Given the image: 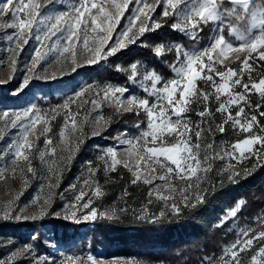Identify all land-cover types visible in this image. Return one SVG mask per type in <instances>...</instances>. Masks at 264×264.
<instances>
[{"label": "snow or ice", "instance_id": "snow-or-ice-1", "mask_svg": "<svg viewBox=\"0 0 264 264\" xmlns=\"http://www.w3.org/2000/svg\"><path fill=\"white\" fill-rule=\"evenodd\" d=\"M135 2L128 23L119 32L117 28L121 26V19L132 0H75L69 5H64L63 0L0 2V19L10 17V20L0 22V30H13L6 34L7 40L15 45L8 49L14 54L10 59L13 72L16 71L17 57L29 39L34 36L40 45L34 50L30 65L25 68L24 78L15 92L17 95L33 79L55 80L67 74L66 68L76 72L79 67L95 65L115 56L128 45L135 44L145 33L160 29L162 19H157V16L172 18L171 28L194 41L191 49L179 43L154 46L157 57L175 52L176 59L169 65L175 74L171 80H165L155 69H146L140 62H133L128 69L116 66L117 71L130 72L128 80L139 85L146 94L143 97L126 86L110 83L86 85L67 96L63 104L48 111L30 105L11 113L7 110L0 112V142L5 141L6 136L8 138L0 147V159L6 161L0 166V181L6 182L9 174L12 178L19 175L27 185V176L36 175L33 161L37 158L41 164L48 165L44 171L58 179L66 163L84 143L85 135H103L114 117L126 113L137 117L144 114L145 120H138L134 125L139 134L129 138L127 133H119L115 139L118 144L126 145L123 152L115 145L103 149L99 157L103 167L95 168L89 161L88 178L83 185L90 188L96 198H102L105 193L95 179L97 173H114L118 166L128 169L132 173L129 183L137 185L142 182L151 186L147 192L149 205L153 203V196L164 202L163 207L154 213H150L147 207L139 212L133 209L137 220L162 223L170 216H179L181 204L184 208H195L197 204L204 203L202 183L216 160L227 158L229 162L220 171L228 172V179L232 182H236L235 178L241 173L235 170L231 161L241 164L244 160L256 161L251 168L244 169L245 176L250 175L257 164L264 162V123L257 116L258 113L259 117H264V0ZM157 8L162 11L157 13ZM206 27L211 28L212 35L208 37L206 46L199 47ZM41 47L46 51L42 52ZM50 53L57 54L56 63L60 68L51 74H47V69H44L45 74H38L37 68ZM236 62L239 63L238 68L232 66ZM88 91H92L93 96L82 99ZM253 95L258 96V101L251 99ZM77 100L81 101L80 104L76 103ZM72 105H76L75 110ZM84 105H90L97 114L91 116ZM105 107L113 109L107 117L103 114ZM191 114L198 119L193 120ZM58 115L63 116L64 123L58 133L62 147L57 159V148L47 134L51 131V121ZM142 123L145 124L143 128ZM38 125H43L39 134ZM85 126L91 128L90 133H85ZM229 128L245 135L231 143L217 144L216 134L223 135ZM12 129L16 131L12 132ZM41 137L44 138L43 149L38 144ZM110 180L109 176L106 182ZM157 180L163 184H156ZM175 180L183 182V186L177 187ZM53 186L54 182L50 180L48 187ZM177 192L179 202L175 196ZM20 195L22 192L16 193L0 208L3 219L36 220L52 216L80 224L101 219L116 220L129 211L126 202L124 206L100 210L94 206L91 197L85 199L88 193L81 188L60 211L51 210V195L42 201L41 197H35L30 203L39 204L37 213L28 216L24 208L16 204ZM123 196L130 197L131 193L125 189ZM243 204V200L237 201L217 226L222 227L230 218H235ZM255 221L259 230L241 228L237 239L226 246L219 257H204L201 264H245V256L248 257L247 264H264V216L255 218ZM32 254L33 246L28 244L12 252L9 261L16 256ZM0 264L9 262L0 259ZM33 264L58 262L33 256ZM59 264H105V261L92 255H68ZM110 264L143 262L114 259Z\"/></svg>", "mask_w": 264, "mask_h": 264}, {"label": "trees", "instance_id": "trees-1", "mask_svg": "<svg viewBox=\"0 0 264 264\" xmlns=\"http://www.w3.org/2000/svg\"><path fill=\"white\" fill-rule=\"evenodd\" d=\"M160 19L163 24L160 29L145 33L135 44L128 45L101 64L81 69L82 78L88 82L109 80L120 82L131 92L145 94L138 84L128 80L130 72L116 70L117 65L128 69L133 62H140L146 69H155L164 79H169L172 76L169 65L175 61L176 54L173 51L163 57H157L153 51L154 46L161 43H179L187 48L193 47L194 41L171 28L174 22L172 18ZM210 33L211 28L206 27L201 35L199 47H203L209 41ZM76 77L77 74L73 75L70 81L74 83ZM50 93L52 91L48 94ZM251 99L254 101L252 97ZM127 115L114 117V122L109 127L111 133L107 136H113L118 128L123 129V126L128 128L131 119L142 120L143 113L139 117L134 114ZM191 115L193 120L198 119L194 114ZM257 116L260 122L264 123V117H259L258 113ZM217 119L221 117L217 115ZM238 138H242L241 135L234 134L231 128L225 134L217 133L215 136L217 144L231 143ZM82 154L83 150L80 149L75 156L80 157ZM75 160L76 157L73 162ZM73 162L69 174L76 171ZM254 163L256 162L253 160H244L240 165L235 164L239 167L236 171L241 174L235 178L236 182H232L228 179V172L220 171L222 164L216 160L212 171L202 183L205 202L197 204L195 208H184L182 205L179 216H170L162 223L140 221L135 218L133 212H129L121 214L116 220H97L83 229L81 234L79 228L84 226L83 223L75 224L51 218L0 224V232L6 237L13 236L24 242L31 241L37 254L50 250L42 240L43 234H46L47 239L55 240L54 242L62 249L66 248L65 252L70 255L85 257L87 252H98V249H101L107 258L130 256L150 263L201 264L204 257L215 258L221 255L222 250L235 237L234 226L247 223L254 215L264 214V162L257 164L250 175L244 174V169L251 168ZM97 176L103 183L105 193L102 198H97V201L113 202L115 205L118 204L117 207L120 204L125 205L126 202L129 209L147 203V185L142 182L137 185L129 183L132 177L122 166H118L114 173L104 175V172L100 171ZM109 176L111 180L106 182ZM125 189L131 193L130 197L123 196ZM151 199L154 202L155 199L153 197ZM238 199L243 200L244 204L236 216L237 220L230 218L222 227H218L226 209L232 208ZM156 211L154 207V212ZM33 235L37 239H31Z\"/></svg>", "mask_w": 264, "mask_h": 264}, {"label": "rangeland", "instance_id": "rangeland-1", "mask_svg": "<svg viewBox=\"0 0 264 264\" xmlns=\"http://www.w3.org/2000/svg\"><path fill=\"white\" fill-rule=\"evenodd\" d=\"M0 2H3V0H0ZM75 0H63L64 5H69L74 3ZM136 2L135 0H132V3L129 5V9L125 12L124 17L121 19V26L117 28V32H119L122 28V26L126 25L128 23V18L131 15L132 10L135 8ZM157 13H160L162 11L161 8H157ZM157 19H160L159 16H157ZM10 20V17H4L3 19H0V22H4ZM12 29L7 30H0V112H3L5 110L9 111L10 113L12 111H18L23 110L30 105H36L39 109L42 111H48L51 108H55L61 104L64 103L67 96L71 95L74 91L79 90L86 85H104L106 83H110L112 85L116 86H124L123 83L120 82H113L111 80L109 81H93L88 82L85 78H82L81 69L88 67L90 65H85L83 67H79L76 72H71L70 69H65L67 74L58 76L57 79H33L31 80L28 87H26L22 92H20L18 95L15 94L16 90L18 89L20 83L22 82L24 75H25V68L26 66L30 65L31 58L34 55V50L37 47H40L38 42L35 40L34 36L29 39V42L27 45L24 46L23 51H21L17 57V65H16V71L13 72V69L10 64V59L14 55L13 53L9 52L8 49L10 47H15L13 43H10L7 38L6 34L11 33ZM212 35V31L210 33V36ZM115 38V34H114ZM55 39V38H54ZM209 43V41L204 45L206 46ZM203 46V47H204ZM192 47H187L186 49H191ZM42 52L46 51L45 48L41 47L40 49ZM82 59V58H81ZM57 60V54L56 53H50L45 61L41 62V65L37 68L38 74H45L44 69H47V74H51L54 71H58L60 68V65L56 63ZM102 62V61H101ZM99 62V65L101 64ZM233 67L238 68L239 63H233ZM158 73V72H157ZM77 74L76 80H74V83L70 81V77ZM254 75H257L254 73ZM15 77L14 79H11V77ZM175 78V74L172 72V76L169 79L165 80H171ZM77 82V83H76ZM76 83V84H75ZM49 91H52V93L48 94ZM134 93V92H133ZM127 95V93H126ZM93 96L92 91H88L86 93V96L82 99L91 98ZM141 97L145 96V94H140ZM252 98L254 101H258V96L253 95ZM80 100H77V104H80ZM216 105L213 104V107ZM85 108L88 109V111L91 113V116H95L97 114L96 111H93L91 109L90 105H84ZM73 110L76 109V105H72ZM63 111V110H61ZM113 109L111 107H105L103 109V114L107 117L112 114ZM83 111L81 112V116H83ZM128 113L124 114L121 117H127ZM219 115V114H218ZM142 120H145L144 114L142 115ZM138 120L131 119V121L128 124V128L126 126H123V129L118 128L114 135L107 136L109 133H111L109 128L107 131L103 132V135L101 136H90L85 135L84 137V143L80 145L79 150H83V154L80 157L75 156L76 153L79 151H76L73 155V158L66 163V166L63 168L62 175L57 177L51 176L50 174L46 173L44 170L48 167V165H43L40 163L39 159H35L33 161L34 167L36 168V175L32 176L29 174L27 176L28 183L25 185L23 183V180L17 175L16 178H12L9 174V179L5 181H0V208L3 207V205L10 199L14 198L15 194L18 192H22V195L19 196V199L16 201L17 206L20 208H24L25 213L28 216H31L33 214L37 213L39 204H33L30 203L34 200L35 197L39 196L41 197V201L48 197L49 195L52 196V204H51V210L52 211H60L65 207L66 204H68L70 201L73 200L75 195L78 194L79 190L81 188H84V190L88 193L86 195L85 199L92 198L94 201V206H96L100 210L108 209L110 207H117L118 204H114L113 202H105L98 200L93 195L90 188H85L83 185V181L88 178V162L91 161L93 167L95 168H102L103 167V161L99 159V157L102 154V150L115 145L121 152H123V149L126 147V145H120L118 144L115 137L119 135L121 132L127 133L128 137L131 138L133 136H136L139 134L138 130L134 127V125L137 123ZM114 122V121H113ZM64 120L62 115H58L55 120H52L50 123L51 131L47 134L54 143V146L57 148V159L61 155V143L59 140L58 133L63 126ZM2 126V125H0ZM43 125L37 126V134L42 130ZM145 127V124H141V128ZM15 129H12V132H15ZM85 133H90L91 128L88 126H85L84 128ZM234 134L241 135L243 138L244 133H236ZM232 134V133H231ZM14 138V137H13ZM7 136L5 137V141L0 142V147H3L4 144L7 142ZM75 139V137H73ZM104 139H109L105 141ZM38 144L40 145L41 149L44 148V138L41 137L38 141ZM66 155V153H64ZM75 162L73 160L75 159ZM49 158V157H46ZM78 158V159H77ZM218 161V160H217ZM254 162H256L253 159ZM74 163V168L76 171H74L72 174H69L71 163ZM222 164V168L226 166V164L229 162L227 158L225 160H219ZM6 163L4 159H0V166H3ZM233 165L239 164L237 161L233 160L231 161ZM239 167L235 165V170H237ZM125 169V168H124ZM129 172V175L132 177V173L126 169ZM42 173H44L42 175ZM105 175V173H104ZM159 175V172L157 173ZM105 177V176H104ZM96 180L99 181V184L103 191V183L101 179L96 176ZM50 180L54 182V186L49 188V182ZM175 185L177 187H182L183 182L179 180L174 181ZM156 184H163V182L157 180ZM75 185V188H72L71 186ZM151 186L147 185V192ZM203 188V187H202ZM176 199L179 202L180 195L179 193H175ZM155 199L152 204H144L142 206H135L132 209H129L127 213H132L133 209H135L137 212L140 211L141 208L147 207L150 213H154V207L158 210L159 208L163 207L164 202L159 201L153 196ZM237 201H240L238 199ZM236 201V202H237ZM171 203V201L169 202ZM236 204V203H235ZM27 206V207H25ZM120 206H124V204H120ZM119 206V207H120ZM182 206V204H181ZM235 206V205H234ZM231 208H227L229 210ZM225 211V214H226ZM224 214V215H225ZM263 213H260L259 215H254L248 221L247 223L244 222L243 224L234 226L236 228L235 231V237L230 241V243L227 245L229 246L231 243H233L237 239V234L239 233L241 228H247V227H253L259 230V226L256 224L255 218L264 216ZM223 215V216H224ZM222 216V217H223ZM44 218H51V219H57L53 218L52 216H46ZM29 220L32 221V219H3L2 214H0V224H7V223H14V222H21ZM61 221H65L63 219H58ZM221 220V219H220ZM219 220V223H220ZM237 220V217L234 218V221ZM84 224L83 227L79 228V233H82V230L85 229L88 226H91L93 222H82ZM44 230V229H43ZM46 232V230H44ZM42 231V233H44ZM31 237H34L31 236ZM32 239V238H31ZM42 240L44 244L50 248L49 251H46L43 254H37L35 248L33 247V254L32 255H24V256H16L13 257L9 261L10 254L17 249L22 248L25 245L32 244V242H24V240H20L17 237L13 236H7L4 234H1L0 232V259L5 260L6 262H9V264H33V256H43L49 258V260H55L58 262L64 260V258L69 253L65 252V249H62V247L55 243V240L47 239V235L43 234ZM87 255H92L98 260L105 261V264H110V262L114 259H132V260H139L135 257H123V256H112L110 258H107L106 255L102 252L101 249H98V252H87L85 257ZM248 257L245 256V264H247ZM143 264H162V263H150V262H143Z\"/></svg>", "mask_w": 264, "mask_h": 264}]
</instances>
